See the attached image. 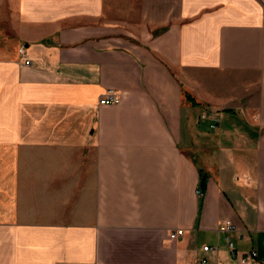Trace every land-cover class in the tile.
<instances>
[{"label": "crops", "instance_id": "1", "mask_svg": "<svg viewBox=\"0 0 264 264\" xmlns=\"http://www.w3.org/2000/svg\"><path fill=\"white\" fill-rule=\"evenodd\" d=\"M227 236L264 264V0H0V264H242Z\"/></svg>", "mask_w": 264, "mask_h": 264}, {"label": "built area", "instance_id": "2", "mask_svg": "<svg viewBox=\"0 0 264 264\" xmlns=\"http://www.w3.org/2000/svg\"><path fill=\"white\" fill-rule=\"evenodd\" d=\"M19 55L24 59L25 65H30L31 61L29 58L26 57L25 48L22 46L18 49ZM120 102L119 95L109 89L103 95H101L98 99L99 105H114ZM210 127H214V124H211ZM196 193L200 195L199 189L196 190ZM236 231V228L233 223L230 221H223L217 227V232H232ZM183 234V229H176L171 231L168 235L169 239H177ZM227 247L229 249V255L231 259H238L242 264H261L257 252L254 249H251L247 253H238L237 250L234 248V245L230 238L227 236L225 238ZM216 252V248L210 245H203L202 246V254L199 255L194 264H218L216 259H212L208 256V254Z\"/></svg>", "mask_w": 264, "mask_h": 264}, {"label": "trees", "instance_id": "3", "mask_svg": "<svg viewBox=\"0 0 264 264\" xmlns=\"http://www.w3.org/2000/svg\"><path fill=\"white\" fill-rule=\"evenodd\" d=\"M166 30L165 27H163L162 29L156 30L154 32V35L159 34L160 32H164ZM206 182H207V174L206 172H204L201 168L199 169V185H198V189L200 191V198L202 197V195L205 192L206 189Z\"/></svg>", "mask_w": 264, "mask_h": 264}, {"label": "rangeland", "instance_id": "4", "mask_svg": "<svg viewBox=\"0 0 264 264\" xmlns=\"http://www.w3.org/2000/svg\"><path fill=\"white\" fill-rule=\"evenodd\" d=\"M263 1V0H262ZM217 122V121H216ZM214 124V126L216 125V123H213Z\"/></svg>", "mask_w": 264, "mask_h": 264}]
</instances>
